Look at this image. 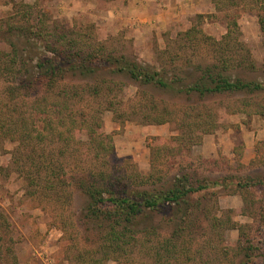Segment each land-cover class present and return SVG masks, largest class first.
I'll list each match as a JSON object with an SVG mask.
<instances>
[{
    "label": "rangeland",
    "instance_id": "374dc122",
    "mask_svg": "<svg viewBox=\"0 0 264 264\" xmlns=\"http://www.w3.org/2000/svg\"><path fill=\"white\" fill-rule=\"evenodd\" d=\"M3 22L18 24L17 30L66 35L77 42L75 49L141 61L178 85L193 82L199 64L219 63L218 41H225L231 30L232 46L225 45L233 50L224 57L235 54L238 63L244 44L260 68L248 75L264 80L263 33L258 10L249 6L218 10L212 0H0ZM0 31V122L5 124L0 126V264H152L151 257L131 249L106 254L109 244L85 217L87 197L74 177L107 168L122 179L147 176L150 188L182 173L196 184H209L193 201L206 215L201 221L206 230L217 214L228 226L224 234L232 250L225 264L237 263L240 255H234V247L241 235L244 244L253 246L249 264H264V91L205 96L168 91L140 85L102 61L96 74L87 77L103 81L99 92L79 88L84 99L75 102L79 112L91 114L88 120L98 140L114 148L101 149L86 130L74 128L65 140L45 129L53 103L44 113L34 104L38 96L51 94L28 84L14 88L27 76L22 71L37 65L43 42L21 35L16 40ZM14 44L24 50L18 58ZM237 66L232 72L243 77L245 71ZM61 84L71 91L80 86L71 80ZM162 113L168 120L157 123ZM208 115L207 127L197 125L200 116ZM34 128L46 137H36ZM20 129L32 131L29 142L24 144L17 134ZM66 143L71 150L59 154ZM42 152L62 161L68 179L63 188H45L48 170L42 182L38 177L36 183L26 180V172H36L34 165L45 159Z\"/></svg>",
    "mask_w": 264,
    "mask_h": 264
},
{
    "label": "trees",
    "instance_id": "16d2710c",
    "mask_svg": "<svg viewBox=\"0 0 264 264\" xmlns=\"http://www.w3.org/2000/svg\"><path fill=\"white\" fill-rule=\"evenodd\" d=\"M212 1L218 10L236 6H249L257 9L258 21L264 39V0ZM234 23L237 25V22ZM20 28L21 26L18 24H9L8 22L0 24V30H3L4 33L9 32L16 40L21 35L26 37L27 41L43 42V50H41L37 65H34L31 70L30 68L23 70L22 72L27 73V76L22 81L18 80L14 88L21 90L28 84L39 91L45 89L46 93L51 94L49 97L38 96L34 106L44 113L48 103H53L54 110H49L53 117L46 118L45 129L52 132L53 136L58 135L65 140L66 133H72L74 128L86 130L92 141L97 139L101 149L114 150L113 146L112 149L108 143L105 144L104 141L98 140L97 131L88 120L91 114L84 111L79 112L75 103L76 101L82 102L84 99V94L80 89L94 90V94L99 92L103 81L90 82L87 77L96 74L102 61L112 64L118 73L129 74L140 85H152L168 91L197 92L201 96L223 92L255 93L264 91V80L248 75L255 73L260 68L252 58L251 51L244 44H241V48L238 50L241 53L243 51L238 63L234 64V61L238 60L235 54H230L231 57H224L233 50V47L230 48L232 46L230 41H233L231 30L226 35V39L224 38L225 41H218L221 45L218 47L219 63L199 64L196 69L199 74L195 80L188 84L179 81L181 84L178 85L175 80H171L160 70L142 64L141 61H131L125 59V56L105 55L99 49L95 51H86L84 48L75 49L77 42L67 38L66 35L57 34L56 37L54 34L48 35L42 30H17ZM191 32L188 31L186 35H190ZM225 44L231 45L229 46L230 51ZM15 48V57L18 58L19 51L22 49L23 52L24 50L19 48V45ZM25 52L27 51L25 50ZM30 53L28 52V54ZM237 65L245 71L243 77L232 72V66ZM35 68L37 69L35 70ZM12 69L14 71V66ZM70 73L73 77L68 76ZM65 80L74 81L80 86L73 85V91H71L68 86L65 87L61 84ZM200 118L197 125L201 128L207 127L208 124L205 121L210 119V115L200 116ZM167 120L168 117L165 113L158 114L155 118L157 123ZM94 124L100 126L99 121ZM2 125L3 123L0 122V126ZM4 126L1 128L4 129ZM34 129L35 131H33L37 132L36 137L41 139L46 137L43 131ZM16 132L23 137L24 144L33 136L31 130L20 129ZM69 143L59 147L58 153L61 155L69 153L71 150ZM42 153V157H44L46 152ZM60 163L62 161L48 155L47 158L39 161L38 166L34 165L36 172H26L28 175L26 180L30 179L36 183L40 179L42 182L43 171L48 170L45 177L49 176V178L46 177L48 179L46 185L43 184L45 188H63L68 179L64 175V169ZM93 173L94 176L88 173L89 175L87 174L85 177H74V181L87 197L85 217L97 226L102 239L110 246L108 250L110 252L106 251V254L110 253L109 256H114L119 251L129 253L128 251L131 249L130 251L141 252L145 258L151 257L152 264H225L232 250L228 246L224 234L228 226H224V222L217 214L213 215L215 221L206 230L201 223L206 215L200 213L199 209H195L198 203L193 201V195L202 189L211 187L209 184H203L201 181L196 184V180L191 175L182 173L175 175L173 179L166 180L160 186L150 188L147 186L149 182L147 176L128 174L122 179L108 168ZM35 177H38V180ZM41 182L39 183L41 184ZM164 231L167 234H162ZM199 233L201 236H198ZM242 239L241 235L239 242L234 247L235 252L233 251L234 255H240L236 264H249L253 261L249 253L253 246L244 244Z\"/></svg>",
    "mask_w": 264,
    "mask_h": 264
},
{
    "label": "crops",
    "instance_id": "0c3cea01",
    "mask_svg": "<svg viewBox=\"0 0 264 264\" xmlns=\"http://www.w3.org/2000/svg\"><path fill=\"white\" fill-rule=\"evenodd\" d=\"M175 5V3H173Z\"/></svg>",
    "mask_w": 264,
    "mask_h": 264
}]
</instances>
